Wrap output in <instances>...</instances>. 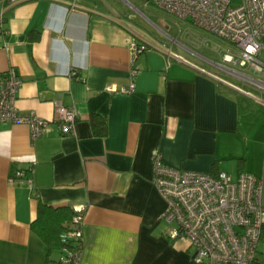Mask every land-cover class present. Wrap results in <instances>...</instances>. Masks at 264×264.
I'll list each match as a JSON object with an SVG mask.
<instances>
[{
    "label": "crops",
    "instance_id": "0c3cea01",
    "mask_svg": "<svg viewBox=\"0 0 264 264\" xmlns=\"http://www.w3.org/2000/svg\"><path fill=\"white\" fill-rule=\"evenodd\" d=\"M2 8L0 72L14 67L22 79L19 111L53 119L61 102L78 119L69 133L51 121L36 138L26 123L0 121V264L55 258L32 228L41 203L85 205L79 264H194V247L158 220L167 203L153 181L156 154L183 169L250 171L263 178L264 201V105L210 61L226 41L190 27L201 48L188 37L186 51L134 55L132 15L115 0H0ZM258 258L264 264V234Z\"/></svg>",
    "mask_w": 264,
    "mask_h": 264
},
{
    "label": "built area",
    "instance_id": "2783aa9c",
    "mask_svg": "<svg viewBox=\"0 0 264 264\" xmlns=\"http://www.w3.org/2000/svg\"><path fill=\"white\" fill-rule=\"evenodd\" d=\"M140 1L172 17L177 26L185 25L188 32L190 27H196L226 41L228 45L220 51L221 59L210 61L239 79L243 86L223 79L225 82L264 105V0ZM5 20V8H2L0 33L6 31ZM126 25L135 34L131 42L134 55L153 46L164 48V44L146 31L134 28L130 22ZM156 26L175 39L166 28ZM169 52L172 51L169 49ZM21 84L14 67L0 72V121L26 123L33 138L42 135L51 121L57 122L62 133L73 130L78 112L72 105L58 102L53 119L33 111L20 112L16 100ZM134 88L135 82H131L121 90ZM108 89L115 90L113 86ZM153 181L167 203L158 220L166 223L167 236L184 238L194 247V264L258 263V245L264 229L262 177L247 170L234 175L227 171L183 169L165 163L156 154ZM74 209L72 221L62 233V239L69 245L58 258L45 264H79L85 205L77 204Z\"/></svg>",
    "mask_w": 264,
    "mask_h": 264
},
{
    "label": "rangeland",
    "instance_id": "374dc122",
    "mask_svg": "<svg viewBox=\"0 0 264 264\" xmlns=\"http://www.w3.org/2000/svg\"><path fill=\"white\" fill-rule=\"evenodd\" d=\"M116 3L131 13L132 15V25L134 28L146 31L152 38L156 39L160 43L164 44L163 47H172L175 50H187V46H196L201 48L203 43L202 39L193 33H188L185 25L181 27L177 26L174 23V20L169 15L159 11L154 5L144 6L142 1L140 0H115ZM238 0H234V3H237ZM155 23H153L152 21ZM156 25H159L163 28H166L170 34H172L178 41L174 38L172 39L169 35L164 33L162 30L158 29ZM190 37L194 42L191 44L187 42L186 39ZM183 48V49H182ZM217 70V69H216ZM218 73L227 77L229 79H233L228 76L223 70H217ZM234 80V79H233ZM241 86L243 84L238 82ZM60 249L56 248L53 251V257L57 258L60 256Z\"/></svg>",
    "mask_w": 264,
    "mask_h": 264
},
{
    "label": "trees",
    "instance_id": "16d2710c",
    "mask_svg": "<svg viewBox=\"0 0 264 264\" xmlns=\"http://www.w3.org/2000/svg\"><path fill=\"white\" fill-rule=\"evenodd\" d=\"M97 117L93 116L95 124L98 122ZM73 215L74 209L71 206L53 207L43 203L39 204V215L32 222V228L47 243L48 254L53 249H63L69 245L62 239V233L71 223ZM257 264L262 263L259 260Z\"/></svg>",
    "mask_w": 264,
    "mask_h": 264
}]
</instances>
